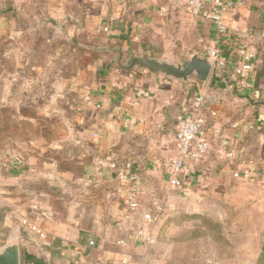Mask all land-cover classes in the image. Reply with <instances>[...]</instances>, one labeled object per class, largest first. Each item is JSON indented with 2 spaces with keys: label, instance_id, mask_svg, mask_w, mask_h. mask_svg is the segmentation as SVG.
I'll return each mask as SVG.
<instances>
[{
  "label": "crops",
  "instance_id": "obj_1",
  "mask_svg": "<svg viewBox=\"0 0 264 264\" xmlns=\"http://www.w3.org/2000/svg\"><path fill=\"white\" fill-rule=\"evenodd\" d=\"M238 2L230 15V27L264 29V0ZM176 7L178 17L172 14L169 5L156 0H0V49L5 53L0 60V86L4 101H11L12 97L18 101L21 96L18 89L22 91L29 80L22 69L28 62H19L14 57L16 46L10 41V37H16L17 22L39 29L48 40L64 36L69 43L77 41L80 48V51L76 49L80 57L74 59L76 83L80 88L78 137L75 144H63L64 153L72 156L65 160L59 173H56L60 168L56 161L38 164L27 159L30 171L16 177L17 181H27L24 188L18 193L6 188L0 196V247L18 240L23 264L130 262L128 251L135 246L137 232L130 231V216L134 213L129 215V212L135 211L128 210L123 203L126 189L117 174L124 170L139 175V207L143 199L155 194V181L169 184L165 165L176 157L174 136L179 120L190 108L193 98L201 93L219 112L208 131L211 145L223 144L237 151L240 158L251 159L257 180L264 178V42L258 37L252 39L258 50L255 69L238 77L235 43L220 39L210 21L190 16L186 4L178 3ZM5 21L9 22L8 27ZM186 21L190 22L189 26ZM215 44L224 53L227 66L220 73L213 72L202 92L192 82L180 83L146 72L120 71L112 55L88 49L119 46L127 55L131 47L137 53L176 61L186 54H206ZM45 70L48 72L49 68ZM13 112L2 111V132H7L11 124L17 125L15 120L22 117ZM68 129L71 133V126ZM20 163L17 157L4 155L2 171L19 168ZM112 163L117 169L110 167ZM207 173L221 181L233 180L229 169L217 163L212 151L209 159L196 166L184 180L182 189L171 188L189 192ZM37 180H49L51 192L60 197L64 208L37 203L34 197ZM87 200L95 206L98 204L92 210L96 225L89 233L84 229L85 213L79 220L71 217L79 213L78 205ZM63 209L68 219L59 217L58 211ZM35 210L45 216L41 220L48 233L44 243L20 226L22 219H34ZM142 220L143 228L147 227L143 216ZM111 221L117 222L115 237ZM93 235L98 240L90 247ZM121 238L127 244L117 245L116 241ZM26 255L33 259L24 261Z\"/></svg>",
  "mask_w": 264,
  "mask_h": 264
},
{
  "label": "rangeland",
  "instance_id": "obj_2",
  "mask_svg": "<svg viewBox=\"0 0 264 264\" xmlns=\"http://www.w3.org/2000/svg\"><path fill=\"white\" fill-rule=\"evenodd\" d=\"M186 1L156 0L169 5L172 14L177 17L179 9L176 5L186 4ZM5 19L10 20V17L6 16ZM5 22L8 27L9 22ZM186 22L189 26L190 22ZM16 28V37H10V41L16 46L17 55L14 57L19 62H28L22 69L29 80L22 91L16 89L21 95L18 101L14 97L11 101H4L0 86V116L4 110L16 111L17 115L20 113L19 116H22L15 120L17 125H9L7 132H2L0 121V196L3 189L8 188L11 192L18 193V190L24 188L27 181H17L16 177L30 171L27 159L38 164L56 161L60 167L56 173H59L65 160L72 156L71 153H64L63 144H75L79 128L77 99L80 88L76 83L77 70L74 62V59L80 57L77 41L69 43L64 36L48 40L39 29L25 26L21 22L16 23ZM0 52L1 60L5 53L2 49ZM44 68H49V73L43 71ZM70 126L71 133L68 129ZM4 155L20 159L21 167L2 171ZM223 180L207 173L189 192H181L172 189L166 182L155 181V194L143 199L137 211L129 212V215L134 213V216H130L132 221L129 223L133 233L143 228L142 216L144 218L149 213L159 215L155 222L146 227L147 234L154 241L150 244L142 243L134 235L135 246L128 251L130 262L264 264L261 263L264 260V178L255 182ZM37 182L38 189L34 197L39 205L64 208L60 197L51 192L49 180ZM90 202L87 200L78 205L76 210L81 215L71 214L75 220L81 219L83 213L86 214L84 229L88 233L94 230V222L97 220L93 219L92 210L94 207L98 208V204L95 206ZM33 212L36 213L37 210ZM58 212L60 218L68 219L65 209ZM40 214L36 213L34 219L39 218L41 221L45 216ZM110 226L115 237L117 222L111 221ZM91 240L98 239L93 235Z\"/></svg>",
  "mask_w": 264,
  "mask_h": 264
},
{
  "label": "built area",
  "instance_id": "obj_3",
  "mask_svg": "<svg viewBox=\"0 0 264 264\" xmlns=\"http://www.w3.org/2000/svg\"><path fill=\"white\" fill-rule=\"evenodd\" d=\"M209 1V2H208ZM239 5L238 0H187L186 11L192 17H202L210 21L216 28L220 39L234 42L237 48L238 64L235 70L236 76H244L255 69L258 59V50L251 42L254 37H258L264 42V29L256 30L232 28L229 25L230 15ZM107 31V30H106ZM205 56H208L213 64L215 73H220L227 66V59L219 45L209 47ZM219 117L218 110L210 104L206 95H196L186 114L179 120L177 131L174 136L176 157L165 165V172L168 176V183L172 188L182 189L184 180L192 175L194 168L209 159L210 152H214L218 164L229 169L230 175L235 181H257L258 175L251 159H242L235 150L228 149L225 145L218 143L214 147L208 139V131ZM112 169H117L115 163L110 165ZM118 180L126 189L123 203L130 211L139 208V195H141V181L137 173H127L120 170L117 174ZM159 215L146 214L144 219L146 224H151L157 220ZM20 226L26 233L34 235L41 243L46 242L48 233L42 226L39 218L22 219ZM145 228L139 230L135 237L139 242L150 244L154 238L149 236ZM34 245L40 247L37 241ZM117 245L127 244L124 238L116 241ZM94 247V241L89 243ZM121 264H132L127 260H122Z\"/></svg>",
  "mask_w": 264,
  "mask_h": 264
},
{
  "label": "water",
  "instance_id": "obj_4",
  "mask_svg": "<svg viewBox=\"0 0 264 264\" xmlns=\"http://www.w3.org/2000/svg\"><path fill=\"white\" fill-rule=\"evenodd\" d=\"M95 52L108 53L113 56L117 69L123 72H146L155 77H162L180 83H194L200 92L208 85L213 71L212 60L200 52L186 54L176 61H169L137 53L131 47L126 55L121 47H88ZM202 94V93H201ZM0 264H23L21 243L13 240L0 247Z\"/></svg>",
  "mask_w": 264,
  "mask_h": 264
},
{
  "label": "trees",
  "instance_id": "obj_5",
  "mask_svg": "<svg viewBox=\"0 0 264 264\" xmlns=\"http://www.w3.org/2000/svg\"><path fill=\"white\" fill-rule=\"evenodd\" d=\"M8 12H11V11H8ZM32 259H33L32 256H27V255H26V256L24 257V261H25V260H26V261H27V260H32Z\"/></svg>",
  "mask_w": 264,
  "mask_h": 264
}]
</instances>
